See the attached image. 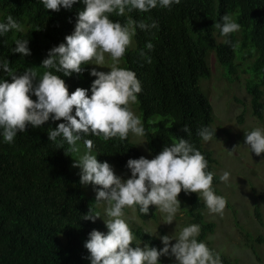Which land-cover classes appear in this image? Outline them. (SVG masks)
Wrapping results in <instances>:
<instances>
[{
    "label": "trees",
    "instance_id": "obj_1",
    "mask_svg": "<svg viewBox=\"0 0 264 264\" xmlns=\"http://www.w3.org/2000/svg\"><path fill=\"white\" fill-rule=\"evenodd\" d=\"M84 7L78 2L70 10L61 8L59 12H52L45 9L41 0H0V23H6L7 16L11 15L26 26L23 32L0 35V63L8 60L16 74L33 68L39 78L46 71L40 67L42 61L52 48L65 43V37L74 32L78 13ZM234 12L244 34L242 45L250 60L246 71L250 75L247 91L254 115L262 118L264 0H181L170 9L158 5L148 13L126 10L124 16H110L113 22L122 25L129 17L137 23L158 25L148 31L137 27L134 48L129 47L122 60L123 68L133 71L142 86L138 105L151 159L174 138L188 140L208 161V171L214 173L213 188L220 182L214 172L216 160L197 135L201 127L213 129V109L199 81L211 76L207 60L210 50L222 66H233L237 39L233 34L222 36L214 25L222 24L221 18ZM16 39L29 41L30 56L14 54ZM149 42L154 46L151 51L146 48ZM141 51L145 56H141ZM146 57L151 58V63ZM92 70L90 65H85L82 74L73 73L68 77L54 69L51 71L65 80L69 94L82 88L88 90L90 97L91 85L96 79L90 75ZM2 80L12 82L0 69ZM31 98L36 100L34 95ZM72 114L75 115V109ZM64 122L50 119L39 128L29 125L24 133H17L12 143L4 141L3 129H0V264H91L90 253L84 246L90 233L99 229L108 231L105 223L83 220L90 209L93 214L97 209L83 191L80 171L72 166L75 153L67 151L66 142L63 149H58L56 142L49 140V129L55 130ZM184 126L190 129L191 135L182 131ZM130 135L124 141L118 138L105 141L92 135L85 138L93 141L92 152L99 162H107L114 170L131 175L127 161L142 155ZM79 143L84 146L83 140ZM178 198L189 207L188 218L200 226L198 239L204 241L215 230L214 223L204 221L205 202L198 193L182 191ZM136 213L143 220L155 219L157 210L150 206L148 215L138 210ZM130 227L138 240L157 247L158 240L150 233ZM220 258L225 262L222 255Z\"/></svg>",
    "mask_w": 264,
    "mask_h": 264
},
{
    "label": "clouds",
    "instance_id": "obj_2",
    "mask_svg": "<svg viewBox=\"0 0 264 264\" xmlns=\"http://www.w3.org/2000/svg\"><path fill=\"white\" fill-rule=\"evenodd\" d=\"M41 2L46 10L52 12H59L61 8L70 10L78 2L85 7L78 13L74 32L65 37V43L52 48L42 61L40 67L46 71L39 78L33 68L16 74L8 60L0 63V69L12 81H0V129H3L4 141L12 143L17 133H24L29 125L39 128L50 119L65 121L48 132L49 140L56 142L58 149H63L66 142L68 152L79 153L78 142L83 140L86 151L78 160H74L73 167L81 169L82 185L96 186V203L104 202L107 205V219L104 220L107 234L93 230L84 245L90 253L91 264H159L161 257H172L175 264H222L220 255L198 239L201 228L197 224L184 227L178 234L161 237L163 248L158 250L148 244L141 247V241L136 243L137 237L124 218L125 209L134 213L138 210L146 216L150 206H154L164 214L165 224L171 225L181 210L178 197L182 191L185 194L199 193L208 210L222 216L227 199L215 193L214 173L208 171V161L198 149L188 140L174 138L151 160L145 157L129 159L127 167L131 177L124 180L115 174L109 163L97 160V156L92 154L93 141L85 138L92 135L105 141L113 138L124 141L130 133L136 137L146 135L141 119L131 108L138 102L142 86L133 71L119 65L132 45L136 28L148 31L158 25L155 22L137 23L131 17L122 25L113 22L110 16H124L126 10L148 13L158 5L170 9L173 4L179 5L181 0ZM221 19L222 24L217 23L214 27L220 29L222 36L227 37L240 30L241 25L230 15L226 14ZM10 31H24V26L11 15L7 16L6 23H0V35ZM28 44L27 39H16L14 54L30 56ZM153 47L151 42L146 45L149 51ZM106 54L111 60L110 71L105 73L93 68L90 75L96 79L91 85L90 97L88 90L82 88L69 94L65 80L51 71L54 69L56 73L68 77L73 73L82 74L85 65L95 64L104 68ZM140 54L145 56L143 51ZM146 59L151 63L150 57ZM33 95L35 101L31 98ZM73 109L75 115L72 114ZM182 131L191 135L187 126ZM244 134L245 145L251 153L256 156L264 154V130L255 128ZM197 135L205 142L211 141L216 138V130L201 127ZM235 149L228 151L229 154ZM229 179L228 171L220 176L221 182L227 183ZM97 219H100L99 214H93L91 209L83 216V220L93 223Z\"/></svg>",
    "mask_w": 264,
    "mask_h": 264
},
{
    "label": "rangeland",
    "instance_id": "obj_3",
    "mask_svg": "<svg viewBox=\"0 0 264 264\" xmlns=\"http://www.w3.org/2000/svg\"><path fill=\"white\" fill-rule=\"evenodd\" d=\"M236 22L237 12L230 15ZM1 17V12H0ZM26 26H24V30ZM237 39V51L233 66H222L213 51H208L207 60L211 69L208 79L199 81L201 91L208 98L213 109V130L216 138L204 141V148L210 151L215 160L214 172L220 179L224 171L230 173L227 183L219 182L214 188L216 194L227 199L224 214L211 213L208 208L203 212L206 223H214L213 234L203 241L214 252L222 255V264H264V154L256 156L245 145V134L255 128L264 130V115L258 118L254 115L251 95L247 91L250 75L246 72L250 60L242 45L243 30L233 33ZM130 48H134V42ZM120 67H123L121 61ZM90 67L105 73L111 67L110 57L106 54V62L97 67ZM234 68V70H232ZM264 105V96L262 98ZM132 111L141 119L138 102L131 106ZM154 119H157L155 117ZM131 142L137 147L142 157L151 160V154L144 137L130 135ZM79 153L74 154L78 160L86 148L78 142ZM234 152L229 154L228 151ZM227 150V151H226ZM93 155H96L92 152ZM81 172L78 167H73ZM115 174L124 180L131 177L126 172L114 170ZM85 195L97 209L100 219L96 223H104L107 219L104 202L96 203V189L93 185L83 187ZM199 194V193H198ZM200 196V194H199ZM202 198V197H201ZM179 199V198H178ZM203 199V198H202ZM181 210L177 213L171 225L165 224L164 214L157 210L155 219H140L137 213L125 209V219L134 228H142L158 240L157 249L163 248L161 237L178 234L184 227L192 225L188 218L189 207L179 199ZM204 201V200H203ZM205 202V201H204ZM257 210L259 215H257ZM107 234V230H97ZM140 240L137 239L136 243ZM175 243V241H173ZM146 243H141V247ZM159 264H175L172 257H161Z\"/></svg>",
    "mask_w": 264,
    "mask_h": 264
}]
</instances>
